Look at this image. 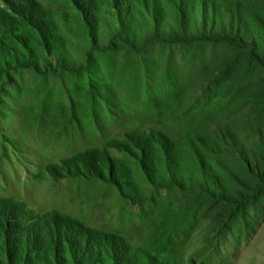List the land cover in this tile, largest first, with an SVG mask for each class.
Instances as JSON below:
<instances>
[{
  "label": "rangeland",
  "instance_id": "rangeland-1",
  "mask_svg": "<svg viewBox=\"0 0 264 264\" xmlns=\"http://www.w3.org/2000/svg\"><path fill=\"white\" fill-rule=\"evenodd\" d=\"M205 1L0 0V264H264V0Z\"/></svg>",
  "mask_w": 264,
  "mask_h": 264
},
{
  "label": "trees",
  "instance_id": "trees-1",
  "mask_svg": "<svg viewBox=\"0 0 264 264\" xmlns=\"http://www.w3.org/2000/svg\"><path fill=\"white\" fill-rule=\"evenodd\" d=\"M206 3L207 5V2L205 0H202V6ZM231 23V22H230ZM221 27H222V24H221ZM205 36V35H204ZM215 36V35H214ZM216 37V36H215ZM45 264H51L50 262H45Z\"/></svg>",
  "mask_w": 264,
  "mask_h": 264
}]
</instances>
